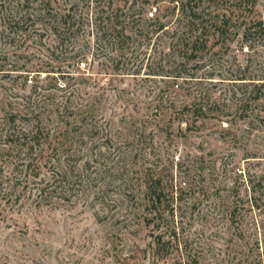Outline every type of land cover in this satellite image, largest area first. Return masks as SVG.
I'll use <instances>...</instances> for the list:
<instances>
[{
	"label": "rangeland",
	"instance_id": "rangeland-1",
	"mask_svg": "<svg viewBox=\"0 0 264 264\" xmlns=\"http://www.w3.org/2000/svg\"><path fill=\"white\" fill-rule=\"evenodd\" d=\"M55 3L85 13L77 37L32 31L23 40L0 20V126L11 103L19 111V103L46 99L90 107L92 130L70 161V187L61 180L68 163L60 171L48 152L20 198L0 194V264H121L136 247L135 260L149 264L152 230L140 225L134 201L151 174L166 186V214L174 212L201 264H264V0L193 1L210 35L194 57L172 37L180 13L171 0L130 3L120 22L139 38L120 67L131 74L113 70L95 37V7L124 0ZM214 11L227 24L220 37ZM157 18L167 30L148 42ZM13 158H2L0 174L17 168Z\"/></svg>",
	"mask_w": 264,
	"mask_h": 264
},
{
	"label": "trees",
	"instance_id": "trees-1",
	"mask_svg": "<svg viewBox=\"0 0 264 264\" xmlns=\"http://www.w3.org/2000/svg\"><path fill=\"white\" fill-rule=\"evenodd\" d=\"M136 1L124 0L123 7H113L111 3H108L101 10V7H95L97 16L94 23L97 29L95 37L98 46L101 47L102 45L108 52V60L113 70L125 72L123 74H131L132 72L129 67L120 66L124 58L128 57L134 41L133 38H139V35L124 27L120 19L129 18V14L125 10L130 3L128 10H131ZM193 1L203 0H171L173 11L178 9L180 13L176 20L178 26L174 29L172 37L174 40L176 39V45L179 49H182L186 55L190 53L191 57H194V53L199 50L198 44L202 42L205 47V42H208L206 37H210L204 25L200 21L198 22V13L191 7ZM55 4V0H0V7L4 13L0 19L2 26H4V30L12 32L14 35L19 37L23 35L21 37L23 40H27L24 38V34L32 31L35 33L48 31L63 42L77 37L83 27L85 13L74 11L77 9L75 8L77 5L65 9ZM158 10L155 8V13ZM155 13L151 12L152 17ZM214 13L215 25L212 34H218L220 37L224 34L227 24L225 20H218L221 16L220 12L214 11ZM156 21L157 25L152 30L146 31L145 38L148 42L167 30L165 23L158 21V18ZM258 25L263 37L264 22L260 21ZM249 33L250 28L244 29L245 36H248ZM148 42H146L147 45ZM179 77L180 75H175V78ZM44 100L32 101L30 99L25 104L19 103L21 108L19 111H16L14 104L11 103L14 110L3 118V123L0 126V140L3 141L2 144L6 149L0 148V173L5 165L2 159L5 155L13 154V162L18 163L16 164L17 168L12 170L8 176L0 174V194L14 195L16 198H20L23 190L27 189L25 187L28 186L29 188L31 182H34L33 180L40 178L43 170L40 161L48 152L54 155L55 162L61 166L59 170L64 166L66 167L64 164L68 163L66 170H60L62 172L61 180L67 181V185L71 186L72 180L68 178L74 174V167L71 166L70 161L78 155L77 149L87 143L84 131L92 130V128L87 129L88 127L85 125L91 110L88 106L74 105L69 100L64 103ZM199 111L203 113L202 107ZM19 163L24 167L21 172L19 171ZM33 163L35 165L31 166ZM18 171L20 172L19 177L16 173ZM12 174L15 176L14 179L11 177ZM15 178L16 182H14ZM23 182L26 185L20 189ZM126 185L131 186L128 183ZM138 186L142 195L136 200L134 199L135 205L139 208L136 216H139L142 228L151 227L152 230L149 250H144V253L150 256L149 264H201V257L192 246L190 239L180 234L182 229L176 226L174 212L171 211L170 214H166L165 207L171 203L167 200V188L162 179L151 174ZM133 187H131L132 192L136 186L134 189ZM38 190L41 195L47 188L39 187ZM138 250L136 247L130 255L125 256L121 264H140V261L135 260Z\"/></svg>",
	"mask_w": 264,
	"mask_h": 264
},
{
	"label": "built area",
	"instance_id": "built-area-1",
	"mask_svg": "<svg viewBox=\"0 0 264 264\" xmlns=\"http://www.w3.org/2000/svg\"><path fill=\"white\" fill-rule=\"evenodd\" d=\"M152 15V14H151Z\"/></svg>",
	"mask_w": 264,
	"mask_h": 264
}]
</instances>
